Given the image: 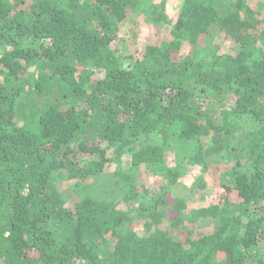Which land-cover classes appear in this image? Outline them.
I'll use <instances>...</instances> for the list:
<instances>
[{
	"label": "trees",
	"instance_id": "1",
	"mask_svg": "<svg viewBox=\"0 0 264 264\" xmlns=\"http://www.w3.org/2000/svg\"><path fill=\"white\" fill-rule=\"evenodd\" d=\"M146 4L0 0V264H264V2L184 0L170 39L127 70L110 46L130 14L164 19ZM219 35L238 52L201 59ZM170 146L204 172L231 165L221 204L195 212L206 232L171 199L183 169L166 167ZM124 154L120 200L84 197ZM141 168L166 185L140 183Z\"/></svg>",
	"mask_w": 264,
	"mask_h": 264
},
{
	"label": "rangeland",
	"instance_id": "2",
	"mask_svg": "<svg viewBox=\"0 0 264 264\" xmlns=\"http://www.w3.org/2000/svg\"><path fill=\"white\" fill-rule=\"evenodd\" d=\"M184 0H147L145 7L154 6L157 7L164 16L161 19L160 15L147 21L145 19L144 11L140 14H130L125 22L120 24L118 37L111 43V50L115 53L116 57L121 59L122 66L124 69H131V65L143 56L145 49L151 44L156 42L158 39L169 40V33L172 32L175 24L179 20ZM211 4L214 5L218 12L227 13L230 3L232 0H210ZM249 2H261L264 0H248ZM145 9V8H144ZM152 11H154L152 9ZM205 48L198 50V56L201 59H207L209 61L222 60L228 54L235 55L238 52V48L233 44L232 41L225 40L222 36H215L214 38L206 41ZM42 43L37 45L39 48ZM261 48V45H260ZM205 49V50H204ZM208 50V51H206ZM187 42H184L182 49V55L189 56L193 52ZM214 56V57H213ZM258 57V56H257ZM133 58V60H131ZM35 66L30 67V72H35ZM21 123H23L21 121ZM158 137L156 135L150 136L143 142L153 143L157 142ZM139 142L140 144L143 143ZM144 142V143H145ZM139 146V144L137 145ZM178 148L170 146L166 148V167L169 169L176 170L182 165L183 173L178 178V183L172 188L171 199L177 196H182L187 199V211H186V222L185 226L192 230H200L206 232L209 229V225L212 223V219L207 218L204 220H198L195 212L203 209L210 208L215 205L221 204V195L224 189L221 187V181L224 176V172L231 168V165L224 163L215 164L214 161L209 163V170L203 171L201 166L189 165L187 161L181 162L177 159ZM108 156L112 158L113 150L108 152ZM131 168V157L128 154H124L120 162H112L106 166L100 176L91 177L87 182L84 183V190L82 195L86 198L100 197L103 199L120 200V189L119 181L122 174L130 172ZM140 183L146 184L150 189L153 186L166 185L168 175L166 173H159L158 175L149 173L146 168H141ZM64 187L69 191V194L73 196L72 190L74 182H64ZM78 190V189H77ZM170 197V195H169ZM76 203L74 198H70L67 201V207H73ZM261 213L262 210L255 211ZM143 231V230H141ZM264 247V245H263ZM264 254V251H262ZM221 260V261H220ZM223 258H220L216 262H223Z\"/></svg>",
	"mask_w": 264,
	"mask_h": 264
}]
</instances>
